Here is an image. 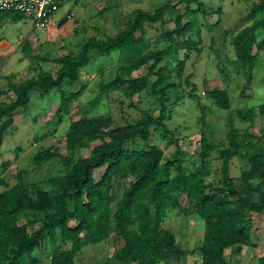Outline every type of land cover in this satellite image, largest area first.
Masks as SVG:
<instances>
[{"label":"trees","instance_id":"1","mask_svg":"<svg viewBox=\"0 0 264 264\" xmlns=\"http://www.w3.org/2000/svg\"><path fill=\"white\" fill-rule=\"evenodd\" d=\"M203 9L199 4L197 11ZM174 11L171 3L152 13L135 10L117 35L105 40L87 38L77 53L55 59L33 55L28 42L22 43L24 59L52 63L56 70L40 72L20 83L8 82L7 88L0 90V98L12 97L7 103L0 102V146L4 134L13 125L14 113L27 109L33 91L43 96L59 91L60 100L51 123H62L70 106L86 89L81 86L67 93L63 84L78 81L79 71L90 63L91 49L100 55L119 51L118 75L108 83H99V94L90 102L91 108L102 96L106 98L114 93H122L136 106L145 94L153 99L155 112L143 114L123 126L116 125L110 114L80 117L69 123L65 135L66 155L53 148H38L32 156L35 167L58 163L61 174L40 182H27L23 178L26 172L21 170L16 173L13 185L0 179L3 188L0 192V264H42V259L34 255L42 247L50 249L48 264H74V255L83 247L105 241L112 235L123 241L122 248L111 258L119 264H169L195 253L199 264H232L226 259L228 249L235 248L239 253L242 247H254L252 215L264 218V104L231 112L226 121L225 139L217 144L203 131L207 108L201 106L192 85L189 95L202 110L197 121L201 131L200 165L193 170L185 167L187 152L179 144V138L166 127L172 117L167 103L172 99L171 91H178L184 81L191 83L190 75L182 77L183 70L189 54L201 52L200 31H192L190 23L184 21L192 13L190 10L173 14L174 29L166 30L159 37L164 48L147 51L145 28L146 24H164L165 15ZM263 11L264 0H259L246 16L253 23L231 36L234 64L246 84L241 98H245V89L251 86L257 61L254 49L257 52L264 49V38L257 42L255 36L257 29L264 28V17L255 19ZM24 18L17 12L0 11V21L18 23ZM180 52H185L183 61ZM143 68L144 75L134 76ZM216 68L222 82H227L226 68L219 62ZM28 71L35 72V69L29 65ZM174 73L178 80L174 79ZM202 95L217 108L230 110L225 89L207 90ZM135 97L137 100L133 102ZM257 117L262 126L258 137L252 133ZM236 119L246 124V128L235 127ZM157 131L162 139L169 140L167 146L148 144ZM137 142H143L145 147H137ZM171 146L174 151L168 157L166 150ZM83 151H87L86 155H82ZM213 154L219 163L216 183L208 181L209 159ZM233 159L247 165L237 181L230 175ZM169 209L177 210L179 216L196 215L204 222L202 243L196 251L183 250L175 235L161 228ZM257 264H264V256L257 259Z\"/></svg>","mask_w":264,"mask_h":264},{"label":"rangeland","instance_id":"2","mask_svg":"<svg viewBox=\"0 0 264 264\" xmlns=\"http://www.w3.org/2000/svg\"><path fill=\"white\" fill-rule=\"evenodd\" d=\"M191 1L73 0L63 4L44 29L35 27L27 18L18 23L2 20L0 21V40H5L9 46L5 50L0 46V90L6 89L8 82L20 83L27 78L37 76L40 72L53 73L56 70V66L52 63H37L24 59L21 52L24 41L28 42L33 55L55 59L65 54L77 53L79 45L87 38L95 37L105 40L107 37L117 35L125 28L128 15L135 10L152 13L171 3L176 11L165 15L164 24L158 22L153 26L145 25L148 39L147 51H156L164 48V44L159 40L162 33L174 29L171 16L190 10L192 13L185 17L184 21L190 23L192 31H200L201 52L190 53L184 66L182 77L190 75L191 83L189 81L190 84H187L184 81L178 91H171L172 99L167 106L172 117L166 122V127L176 138H179V144L187 152L185 167L193 170L200 165L198 152L201 131L197 121L202 115V110L197 107V100L189 95L191 86L194 85L195 95L200 100L201 106L207 108L204 133L210 141L217 144L223 142L227 130L226 121L231 112L234 114L237 110L255 109L264 104V49L259 52L254 49L257 61L251 86L245 89V98H241V91L246 88V84L244 76L236 70L234 64L235 54L231 45V36L253 23L254 20L247 19L246 16L253 5L259 3V0H198V2L189 3ZM198 3L203 5V10L197 11ZM68 13L73 18L64 20ZM262 17H264V11L260 12L255 19ZM255 36L257 42L263 39L264 28L257 29ZM184 54L185 52H180L181 61L184 60ZM89 57L90 63L79 71L78 81L63 84V89L67 93L77 91L81 86H85L86 89L79 100L70 106L68 114L60 125L51 123L52 115L59 104V91H52L44 96L33 91L30 93L27 109L14 113L13 125L4 134L0 146V179H5L7 183L13 185L16 173L21 170L26 172L23 178L27 182H40L49 176L61 174L62 168L58 163H46L37 168L32 165L31 159L38 148H53L55 152L66 155L65 135L69 123L80 117L110 114L116 125L123 126L138 120L143 114H154V101L145 94L141 95L136 106H132L131 100L122 93H114L110 97L102 96L101 101L91 108L90 102L99 94V83H108L118 75L119 51L112 50L107 55H100L91 49ZM218 62L227 70L229 77L227 82L223 83L221 80L216 68ZM29 65H32L35 72L28 71ZM145 73L146 70L143 68L134 73V76ZM175 75L174 73V79L178 80L179 78ZM213 89L227 91L230 110L217 108L207 96L202 95L203 92ZM10 99H12L11 96ZM10 99L8 96H3L0 102L7 103ZM136 100L135 97L132 101L136 102ZM256 121L257 124L252 133L258 137L262 126L259 117ZM234 125L239 129L246 128V124L237 119L234 120ZM168 141L166 138L162 139L160 131H157L153 133L148 144L165 147ZM136 146L143 148L145 144L137 142ZM173 151L174 146L168 147L167 156L169 157ZM86 152L83 151L82 155H86ZM209 162L211 169L208 181L216 183L218 179L216 172L219 167L216 155L213 154ZM246 167V163L239 162L238 159L231 161L230 175L234 181L238 180L241 171ZM2 190L3 188L0 187V192ZM252 218V238L258 246L256 248L242 247L239 253L228 249L225 252L226 259L232 264H257L259 256L264 255V221L260 222L255 215H252ZM161 228L173 233L183 250L196 251L202 243L204 222L196 215L179 216L177 210L169 209ZM105 244L107 240L86 245L74 255V264H119L108 256ZM112 252L114 253V250ZM41 259L42 264H48L44 262L43 257ZM199 261V256L195 253L178 262L171 261L169 264H199Z\"/></svg>","mask_w":264,"mask_h":264},{"label":"built area","instance_id":"3","mask_svg":"<svg viewBox=\"0 0 264 264\" xmlns=\"http://www.w3.org/2000/svg\"><path fill=\"white\" fill-rule=\"evenodd\" d=\"M71 1L73 0H0V11L20 13L35 27L44 29L61 6ZM65 17L66 20L73 18L70 13Z\"/></svg>","mask_w":264,"mask_h":264},{"label":"crops","instance_id":"4","mask_svg":"<svg viewBox=\"0 0 264 264\" xmlns=\"http://www.w3.org/2000/svg\"><path fill=\"white\" fill-rule=\"evenodd\" d=\"M4 45L6 47H3ZM0 46H1V48L3 50H5V49L8 48L9 45H8V43L5 40H0ZM258 220H260V222L264 221L262 218L261 219L258 218ZM251 236L253 237L252 234H251ZM252 242L254 244V248H256L258 245L256 244V242L253 241V238H252ZM105 246L107 248L106 251L109 253L108 256H110V258H112V254H111V253H113L112 251L114 250V252H115V251L119 250L120 248H122L123 241L118 236L112 235L109 239H107V244H105ZM232 250L235 251V248H233ZM260 252H262V251H260ZM34 255H36V256L39 255V258L43 257L44 262L48 263V259H49V256H50V249L46 248V247H44V248L42 247L41 249L37 250L34 253ZM261 256H264V255H261ZM261 256H259V257H261ZM110 258H109V260H110Z\"/></svg>","mask_w":264,"mask_h":264}]
</instances>
